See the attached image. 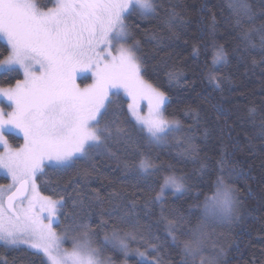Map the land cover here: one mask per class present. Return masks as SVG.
<instances>
[{
	"label": "trees",
	"instance_id": "obj_1",
	"mask_svg": "<svg viewBox=\"0 0 264 264\" xmlns=\"http://www.w3.org/2000/svg\"><path fill=\"white\" fill-rule=\"evenodd\" d=\"M39 3L52 6L50 0ZM157 3L160 6L154 16L128 17V43L140 42L144 79L168 97L164 115L178 122L176 139L162 146L140 139L128 112V100L119 93L111 97V110L116 113L111 118L116 122L106 146L71 167H45L36 179L38 191L65 201L56 230L65 232L75 217L76 224L87 223L98 234L93 237L94 247L102 245L105 233L111 234L112 223L135 203L138 222L120 225L136 236L129 241L132 251L125 257L110 245L103 248L101 258L109 264H183V253L167 235L162 211L163 217L179 222L177 235L195 227L200 211L196 205L204 200L203 195L197 200V193L211 195L207 185L219 174L215 162L224 155L228 161L225 179L238 189V216L231 224L207 229L204 251L208 248L211 256L222 252L220 264H264V51L258 32L252 34L256 47L240 39L242 31L264 25V0H250L254 20L244 18L240 26L226 0ZM172 9L179 15L170 26L167 12ZM217 45L223 46L227 60L213 65L212 52ZM7 55V45L0 40V60ZM209 72L216 75L217 82L209 81ZM169 73L174 78L170 79ZM18 79H22L21 73L1 72L0 87H13ZM7 139L15 146L22 143L13 134ZM141 156L150 157L159 170L142 176L134 167ZM205 160L210 170L202 173L200 161ZM170 173L188 177V192L166 191L162 203H151L163 176ZM1 181L5 179L0 177ZM191 211L196 215L189 216ZM102 221L108 226L101 227ZM187 238L180 235L181 240ZM137 250L145 257L137 255ZM0 259L8 264H42L44 257L23 246L13 249L0 243Z\"/></svg>",
	"mask_w": 264,
	"mask_h": 264
},
{
	"label": "snow or ice",
	"instance_id": "obj_2",
	"mask_svg": "<svg viewBox=\"0 0 264 264\" xmlns=\"http://www.w3.org/2000/svg\"><path fill=\"white\" fill-rule=\"evenodd\" d=\"M50 3L51 7L42 6L39 0H0V37L6 39L8 51L0 60V71L23 74L14 87L0 88V98L6 99L12 109L0 108V146L5 149L0 153V170H5L12 179L7 190L0 186V243L13 249L21 245L36 249L44 257L42 264H109L101 258L103 248L110 245L125 257L132 251L129 241L136 236L123 231L120 225L138 222L135 203L112 223L111 234L105 233L101 246H93V237L98 234L91 226L76 224L73 217L65 228L64 238L76 233L68 251L53 228L65 201L41 196L36 179L44 174L46 161L67 168L106 146L116 122L111 118L116 115L111 110L114 104L111 97L118 96L121 90L131 98L128 112L140 139L159 144L169 133L179 130L178 122L164 117L168 99L165 92L144 79L143 61L138 55L140 42L128 43L131 36L128 17L154 16L160 5L157 0H50ZM226 3L237 26L244 18L254 20L250 0H226ZM178 15L174 9L169 10L166 23L171 26ZM257 32L264 51V25L242 31L240 39L256 47L252 34ZM226 60L223 46H214L213 65ZM89 73L92 83L81 88L76 83L77 76L87 80ZM169 78H174V74L169 73ZM208 78L217 82L212 72ZM140 100L148 101L147 115L140 114ZM261 127L264 130V125ZM13 132L22 134L24 139V144L16 149L7 139ZM215 163L219 174L207 185L211 195L199 192L196 196L197 200L204 196L202 205H196L200 209L198 223L180 234L187 239L181 240L177 235L179 222L163 217L162 211L167 235L183 253V264H196L198 257L199 264H220L222 252L204 255L203 237L209 227L231 224L238 216V189L224 176L228 161L221 155ZM134 167L145 178L159 170L148 156H141ZM209 170L208 162L200 161V171ZM84 175L87 177L88 173ZM187 179L175 173L163 176L151 203H162L167 190L174 194L188 192ZM95 198H100L99 193ZM192 215L196 213L189 212ZM100 226L107 227L108 222L102 221ZM136 254L145 257L139 250ZM0 264L8 262L0 259Z\"/></svg>",
	"mask_w": 264,
	"mask_h": 264
},
{
	"label": "rangeland",
	"instance_id": "obj_3",
	"mask_svg": "<svg viewBox=\"0 0 264 264\" xmlns=\"http://www.w3.org/2000/svg\"><path fill=\"white\" fill-rule=\"evenodd\" d=\"M0 40L3 41V42L7 45V41H6L5 38L0 37ZM1 72H2V71H0V73H1ZM20 73H21V75H22V79H23V74H22V72H20ZM22 79H21V80H22ZM82 79H83V78H82V76H80V75H78L77 78H76V83H77L81 88H83V87L85 86V84H90V83H92V80H91V74H90V73H89V80H88V81H85V83H81L80 81H81ZM13 87H14V86H13ZM0 88H5V89H6V88H9V87H0ZM120 93H121V94H122V95L128 100V103H131V102H132V101H131V98L128 97V96L123 92V90H121ZM0 108H4L5 111H11V110H12L10 107H8V101H7L6 99H4V98H0ZM138 108H139V111H140V114H141V115H147V114H148V101H147V100H140V101H139V104H138ZM164 117H165V115H164ZM165 119L169 120L170 122H172V121L177 122V121L174 120V119H168V118H166V117H165ZM178 125H179V124H178ZM11 134H13V135H15L16 137L22 139V143H20V144L17 145V146H15L14 144H12V143L9 142V140H8L9 145H10L13 149L19 148L20 146H22V145L24 144V139H23L22 134H19V133H17V132H13V133H11ZM176 137H177V131L171 132V133H169V135L165 138V140H163L162 142H160V143L157 144V145H161V146H162V145H165V144L168 143V140H169V141H171V140H175ZM155 144H156V143H155ZM4 151H5L4 147H3V146H0V153H3ZM46 164H47L48 166H54V165H55L54 162H47V161H46ZM0 177H2V178L5 179V181H1V182H0V186H4V189L7 190V186L10 185V184H12V179H11V177H10L9 175L6 174V171H5V170H0ZM36 185H37V184H36ZM13 190H14V189H13ZM37 190H38V188H37ZM167 191L172 192L171 190H167ZM39 193H40V192H39ZM164 194H165V193H164ZM164 194H163V195H164ZM40 195H41V196H44V195H42L41 193H40ZM44 197H45V196H44ZM5 198H6V197H5ZM57 220H58V214H57ZM45 223H47V221H45ZM55 225H56V224H53V228H54V230L56 231V233L62 238V247L65 248V249H67L68 251H71V249H72V236H73V234H70V235L67 236V238H64L65 235H66V233H65V232H58V231L56 230V228H55ZM1 244H2V243H1ZM21 246L26 247V248H28V249H30V250H33V251H36V252H37L36 249L29 248L27 245H21ZM204 255H205V256H211V252H210V250H208V248H206V250L204 251Z\"/></svg>",
	"mask_w": 264,
	"mask_h": 264
},
{
	"label": "water",
	"instance_id": "obj_4",
	"mask_svg": "<svg viewBox=\"0 0 264 264\" xmlns=\"http://www.w3.org/2000/svg\"><path fill=\"white\" fill-rule=\"evenodd\" d=\"M5 202H6V198H5ZM6 206V205H5Z\"/></svg>",
	"mask_w": 264,
	"mask_h": 264
}]
</instances>
